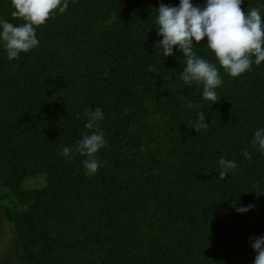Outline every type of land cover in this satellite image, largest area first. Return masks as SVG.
<instances>
[{"label":"trees","instance_id":"16d2710c","mask_svg":"<svg viewBox=\"0 0 264 264\" xmlns=\"http://www.w3.org/2000/svg\"><path fill=\"white\" fill-rule=\"evenodd\" d=\"M160 3L69 0L37 28L36 48L9 61L0 47V218L11 234L0 264H252L251 238L264 235L253 190L264 189V154L251 143L264 127V62L238 77L220 68V99L202 100L201 84L180 79L182 53L154 48ZM12 11L0 0V19L23 23ZM195 50L219 67L204 41ZM97 107L104 119L86 128ZM198 111L210 126L196 131ZM98 129L105 164L86 175L85 157L59 153ZM221 156L238 167L221 174Z\"/></svg>","mask_w":264,"mask_h":264},{"label":"clouds","instance_id":"9594fccd","mask_svg":"<svg viewBox=\"0 0 264 264\" xmlns=\"http://www.w3.org/2000/svg\"><path fill=\"white\" fill-rule=\"evenodd\" d=\"M244 0H204L203 5L194 4L193 0H179L178 5L165 4L163 0L157 9L155 26L157 36L161 39L154 42L156 51L165 57L176 52L182 53L185 66L180 73L184 84L202 85V100L214 104L220 99L217 89L223 79L220 68L232 77H238L252 70L253 65L264 62V0L262 6L252 7L245 13L241 4ZM14 9L11 15L23 21L20 24L0 19V47L9 61L18 60L21 53L29 52L39 45L37 28L46 23L53 15L64 13L69 8V0H11ZM206 38V40H205ZM204 44L214 53L217 64L199 56L196 52L198 42ZM199 108V105L193 106ZM88 122L86 128L104 119L103 109L85 112ZM198 122L194 128H208L205 114L197 112ZM254 148L264 154V127L257 128L251 141ZM106 145L102 129L84 133L75 145L62 146L60 155L71 160L76 154L85 159L82 161L86 175H94L105 161L98 159L97 153ZM245 159L252 154L245 150ZM222 170L227 173L238 167L237 161L223 156L218 161ZM258 195H264V189L254 187ZM234 206H235V201ZM254 204L236 207L239 213H246ZM251 247L256 252L252 264H264V235L251 238Z\"/></svg>","mask_w":264,"mask_h":264},{"label":"rangeland","instance_id":"374dc122","mask_svg":"<svg viewBox=\"0 0 264 264\" xmlns=\"http://www.w3.org/2000/svg\"><path fill=\"white\" fill-rule=\"evenodd\" d=\"M10 238H11L10 230L7 228V225L0 218V259L3 255L6 245L10 241Z\"/></svg>","mask_w":264,"mask_h":264}]
</instances>
